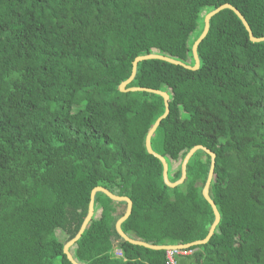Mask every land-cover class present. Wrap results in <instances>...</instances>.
<instances>
[{
  "label": "trees",
  "instance_id": "16d2710c",
  "mask_svg": "<svg viewBox=\"0 0 264 264\" xmlns=\"http://www.w3.org/2000/svg\"><path fill=\"white\" fill-rule=\"evenodd\" d=\"M223 4L264 38V0H0V264H71L63 246L97 186L130 199L120 225L130 238L178 246L206 237L214 219L202 196L209 155L196 151L183 183L167 187L145 149L163 99L119 85L141 55L193 66L204 15ZM196 51L197 69L144 60L126 86L168 95L150 145L168 166L178 163L170 182L192 147L215 155L208 194L219 222L177 264H264V41L251 42L224 9ZM125 209L95 194L74 244L78 262L166 264L165 250L119 237Z\"/></svg>",
  "mask_w": 264,
  "mask_h": 264
},
{
  "label": "water",
  "instance_id": "95a60500",
  "mask_svg": "<svg viewBox=\"0 0 264 264\" xmlns=\"http://www.w3.org/2000/svg\"><path fill=\"white\" fill-rule=\"evenodd\" d=\"M224 9H228L231 10L236 16L237 18L241 21L242 25L244 26V28L246 29V31L248 32V36H249V40L251 42H262L264 41V38H254L251 34V31L246 23V21L244 20V18L241 16V14L235 9L233 8L231 5L229 4H223L221 6H219L218 8L208 12L207 14H205L204 18H203V30L200 34V36L194 41L192 47H191V52H192V57L194 60V65L193 66H188L183 64L182 62L178 61V60H174L172 58L166 57V56H162L159 54H155V53H151V54H146V55H141L136 57L131 64V74L129 76V78L122 82L119 85V91L120 92H127V91H132V92H147V93H153L156 95H159L162 99H163V105H164V112L163 114L157 118V120L154 122V124L151 126V128L148 130L146 137H145V149L147 151L148 154L153 155L155 158H157L160 163L162 164V179H163V183L169 187V188H174L180 184L183 183L185 177H186V165L189 161V159L192 157V155L198 151V150H202L204 151L206 154L209 155L210 157V165H209V170H208V174H207V178L204 184V187L202 189V196L203 198L206 200V202L209 204L214 219L213 222L211 223L208 233L206 235V237L203 240L200 241H196L194 243L191 244H186V245H178V246H170V245H161V246H156V245H152L149 243H145L133 238L128 237L125 233H123V231L120 228L121 223L130 215L131 213V207H132V203L130 201V199H128L127 197H123V196H117L111 192H109L107 189L103 188V187H95L91 190L90 192V200H89V204H88V208H87V214L77 232V234L71 239L69 240L64 246H63V252L66 255L67 259L71 262V264H83L80 263L76 260V258L74 257L73 254H70L68 252V247L71 245H74L76 243V241L80 238L81 234L83 233L84 229L86 228L87 224L89 223V221L91 220L92 216H93V205H94V197L95 194L97 192H101L103 193L105 196H107L110 200L112 201H116V202H125L126 204V209L125 212L123 214V216H121L115 223V230L117 232V234L119 235V237L130 243L133 245H138V246H142L144 248H148V249H152V250H167V249H188L191 246H195V245H201V244H205L209 238L212 236L218 222L220 219L219 213L215 207V204L213 203V201L210 199L209 194H208V187L209 184L212 180L213 177V171H214V160H215V155L209 151L208 149H206L203 146L197 145L192 147L184 156L181 165H180V177L178 180H176L175 182H170L168 179V164L166 162V160L164 159V157H162L160 154L156 153L154 150H152L151 145H150V139L151 136L153 135V133L155 132L156 128L158 127L160 121L162 119H164L168 112H169V108H168V95L165 92H161V91H156V90H151V89H145V88H138V87H130V88H126V86L133 80L134 76H135V72H136V67L138 62L144 61V60H151V59H157V60H162L165 62H168L170 64L173 65H180L186 69H190V70H195L198 68L199 66V60L197 57V47L199 45V43L202 41V39L206 36L208 28H209V20L216 15L217 13H219L220 11L224 10Z\"/></svg>",
  "mask_w": 264,
  "mask_h": 264
},
{
  "label": "built area",
  "instance_id": "2783aa9c",
  "mask_svg": "<svg viewBox=\"0 0 264 264\" xmlns=\"http://www.w3.org/2000/svg\"><path fill=\"white\" fill-rule=\"evenodd\" d=\"M191 251L187 249H167L165 250L166 264H177V256H184L190 254ZM114 255L121 257V251L119 249L114 250Z\"/></svg>",
  "mask_w": 264,
  "mask_h": 264
},
{
  "label": "rangeland",
  "instance_id": "374dc122",
  "mask_svg": "<svg viewBox=\"0 0 264 264\" xmlns=\"http://www.w3.org/2000/svg\"><path fill=\"white\" fill-rule=\"evenodd\" d=\"M205 16V15H204ZM178 163H175V162H170V165L168 166L169 170H170V173H172V171L177 167ZM98 213H96V217H97ZM60 232H57V235L58 237L60 238V240H63L64 239V236L63 235H59ZM73 249H74V245H71L68 247V252L70 254H73Z\"/></svg>",
  "mask_w": 264,
  "mask_h": 264
}]
</instances>
